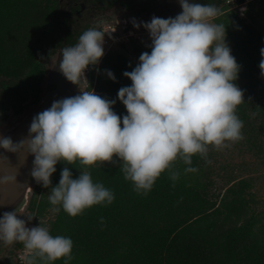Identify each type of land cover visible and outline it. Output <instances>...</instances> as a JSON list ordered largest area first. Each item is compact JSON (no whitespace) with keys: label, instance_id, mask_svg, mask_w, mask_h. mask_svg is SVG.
Returning <instances> with one entry per match:
<instances>
[{"label":"trees","instance_id":"1","mask_svg":"<svg viewBox=\"0 0 264 264\" xmlns=\"http://www.w3.org/2000/svg\"><path fill=\"white\" fill-rule=\"evenodd\" d=\"M228 1L200 0L221 9L218 21L227 26L232 54L241 65L236 83L244 90V101L236 113L243 121V138L235 145L246 147L256 165L264 166V77L258 67L264 27L251 14L250 2L246 5L247 18H242L238 11L229 9ZM245 1L237 0L238 4ZM60 5V0H0V114L6 118L9 111L22 116L40 102L51 58L48 54H56L64 43H77L66 21L68 13L64 14ZM146 10L133 17L150 20L144 15ZM133 40L115 47L123 51L113 48L98 65L88 68V90L115 100L113 110L121 116L126 108L117 99V92L131 84L123 72L135 67L141 52L151 50ZM127 45L134 48L135 57L124 53ZM104 69H110L115 80L109 79ZM215 150L208 152V160L216 155ZM64 163H57L52 186L67 166L74 177L79 171H89L94 182L114 194L110 204H96L70 216L48 200L51 185L44 188L35 184L28 209L40 220L48 210L59 208L54 210L52 221L41 224L54 236L71 237L68 264H264V206L253 191L258 177L227 173L225 186L218 192V171L197 154L192 157L195 172L185 173V165L177 159L173 167L180 171L179 178L173 181L165 170L145 193L125 179L119 162L90 166L78 161ZM219 168L225 171L229 164ZM50 264H65V259Z\"/></svg>","mask_w":264,"mask_h":264},{"label":"clouds","instance_id":"2","mask_svg":"<svg viewBox=\"0 0 264 264\" xmlns=\"http://www.w3.org/2000/svg\"><path fill=\"white\" fill-rule=\"evenodd\" d=\"M178 3L182 10L174 17L133 19V27L142 26L149 33L151 50L141 52L135 67L123 72L131 84L118 89L117 99L126 114L118 115L113 110L116 101L91 88L54 100L32 118L25 138L14 142L0 134V149L34 157L31 177L44 188L51 185L48 200L70 216L96 204H110L114 194L94 182L89 171L74 177L67 166L52 186L51 177L61 161L85 166L119 162L125 179L138 192L147 193L165 170L173 181L179 178L180 171L173 167L177 159L185 165V173L195 172L193 155L210 163V146L222 149L243 138V121L236 113L244 101V90L236 83L241 65L226 42L227 26L216 22L221 9L200 0ZM104 38L100 30L88 28L77 43L61 49L59 71L69 82L77 84L86 69L99 64ZM260 57L264 77V47ZM104 72L115 80L110 69ZM15 180L4 175L0 184ZM0 242H21L24 264H50L60 258L68 264L72 258L71 237L54 236L40 222L29 227L15 209L0 215Z\"/></svg>","mask_w":264,"mask_h":264},{"label":"rangeland","instance_id":"3","mask_svg":"<svg viewBox=\"0 0 264 264\" xmlns=\"http://www.w3.org/2000/svg\"><path fill=\"white\" fill-rule=\"evenodd\" d=\"M135 7L137 9H147L146 13L144 14L146 17H151L153 15L160 16V17H174L177 13H179L182 9L178 0H134ZM229 9L232 11H238L239 16L242 18H247L246 13L244 12V16H241V10L237 8L235 3H228ZM227 4V5H228ZM261 5L264 6V0H253L250 2V12L255 17H257L258 24L264 27V8H261ZM62 7V6H61ZM118 21L111 20L109 22H101L97 28L103 27L105 25H110L112 22ZM216 22L218 18H216ZM97 26V25H96ZM138 45L142 46L143 48L147 49L151 45L150 36H141V39L133 40ZM226 42L230 46L231 50L233 47V42L230 40L229 36H226ZM133 46V44L131 43ZM131 45H127L126 53L130 57H135L134 48ZM115 51H121L122 48H114ZM123 51V50H122ZM55 59H50L48 69L50 70L53 66ZM88 72L85 71V77L82 76L81 80L78 82V89L75 94H78L79 91L88 90ZM35 106L30 107L27 112H25L22 116H15L13 111H9L5 117L4 115L0 114V134H5L8 129H11L18 121H20L26 114H28L31 110H33ZM235 142H230V146L222 149H216V155L210 159L213 166H215L217 175L215 176L216 179V189L218 192L225 186L224 183V175L226 176L227 173H239L242 177L246 178L248 176H256L258 177L256 184L253 188V191L256 193L257 198L260 202L261 206H264V166L261 164H257L254 156L248 152L246 147L236 146ZM213 149L212 147L209 151ZM214 152V153H215ZM223 164H229V169L223 171L219 166ZM260 168V169H257ZM223 175V176H222ZM37 182L34 180V184L32 187V192ZM32 192L29 195H32ZM29 205V203H28ZM17 215L21 216L22 219H28L27 216H32V219H38L36 213L32 212L31 210L25 208L23 211L16 212ZM55 218V211L53 209L48 210L46 215L43 218H39L40 223L46 224L52 221ZM31 219V220H32ZM15 243L11 245H6L3 242H0V264H17L16 255L13 253V248L15 247Z\"/></svg>","mask_w":264,"mask_h":264},{"label":"water","instance_id":"4","mask_svg":"<svg viewBox=\"0 0 264 264\" xmlns=\"http://www.w3.org/2000/svg\"><path fill=\"white\" fill-rule=\"evenodd\" d=\"M60 54L61 52L58 53L52 68L46 75L40 102L11 129H8L4 136L11 137L14 142L25 138L32 118L37 113L50 107L54 100L75 95L78 83L69 82L59 71ZM0 154L4 155L0 156V177L4 175L16 177L14 182L0 184V215L14 209L16 212L23 211L28 206L29 195L34 184V179L30 175L34 157L5 152L3 149H0Z\"/></svg>","mask_w":264,"mask_h":264},{"label":"flooded vegetation","instance_id":"5","mask_svg":"<svg viewBox=\"0 0 264 264\" xmlns=\"http://www.w3.org/2000/svg\"><path fill=\"white\" fill-rule=\"evenodd\" d=\"M60 4L63 13H68L66 21L69 22L68 27H70L73 33H75L77 42L80 34L88 28L99 29L97 27L102 24L101 22L135 18L133 15H137L141 11V9L135 7L136 4L134 0H60ZM72 9L73 12H71ZM61 27L65 30L66 26L63 22ZM69 45L70 43L67 42L64 43L63 47ZM61 49L56 54H48V57H51L50 59H56L58 53L61 52ZM88 70L89 69H86V72H89ZM20 243L21 242L15 243V247L13 248L14 255L17 254V251L20 248ZM17 264H19L18 261Z\"/></svg>","mask_w":264,"mask_h":264},{"label":"built area","instance_id":"6","mask_svg":"<svg viewBox=\"0 0 264 264\" xmlns=\"http://www.w3.org/2000/svg\"><path fill=\"white\" fill-rule=\"evenodd\" d=\"M253 0H246L243 4H238L237 0H229L228 3H235L237 8L240 10L242 7L245 9L243 12L241 10V16H244V12L246 11V5L247 3L251 2ZM133 19H135L137 22L140 21H149V19H138V18H127L123 20H118L115 22H112L110 25H105L103 27H99L98 30L103 32L105 34L104 38V55L103 57L113 48L119 46L122 43H128L131 39H141V36H149V33L147 30H145L142 26L140 28L133 27ZM89 71V70H88ZM27 222V226L31 227L34 225L39 224L38 219H32L28 221V219H25ZM24 248H19L17 251V261L19 264H24L22 260V256L24 255Z\"/></svg>","mask_w":264,"mask_h":264}]
</instances>
